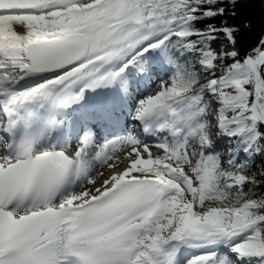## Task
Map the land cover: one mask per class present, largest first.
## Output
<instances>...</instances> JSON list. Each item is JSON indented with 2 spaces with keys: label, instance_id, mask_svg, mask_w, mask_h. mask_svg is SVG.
Instances as JSON below:
<instances>
[{
  "label": "snow or ice",
  "instance_id": "snow-or-ice-1",
  "mask_svg": "<svg viewBox=\"0 0 264 264\" xmlns=\"http://www.w3.org/2000/svg\"><path fill=\"white\" fill-rule=\"evenodd\" d=\"M243 4L0 0V264H264Z\"/></svg>",
  "mask_w": 264,
  "mask_h": 264
},
{
  "label": "trees",
  "instance_id": "trees-1",
  "mask_svg": "<svg viewBox=\"0 0 264 264\" xmlns=\"http://www.w3.org/2000/svg\"><path fill=\"white\" fill-rule=\"evenodd\" d=\"M241 12L254 21L255 28L250 35L252 40L257 39L264 31V0H244Z\"/></svg>",
  "mask_w": 264,
  "mask_h": 264
},
{
  "label": "rangeland",
  "instance_id": "rangeland-1",
  "mask_svg": "<svg viewBox=\"0 0 264 264\" xmlns=\"http://www.w3.org/2000/svg\"><path fill=\"white\" fill-rule=\"evenodd\" d=\"M155 151V150H154Z\"/></svg>",
  "mask_w": 264,
  "mask_h": 264
}]
</instances>
